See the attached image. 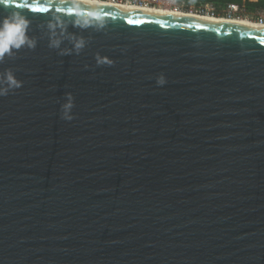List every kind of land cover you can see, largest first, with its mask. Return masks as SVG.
<instances>
[{"label":"water","instance_id":"obj_1","mask_svg":"<svg viewBox=\"0 0 264 264\" xmlns=\"http://www.w3.org/2000/svg\"><path fill=\"white\" fill-rule=\"evenodd\" d=\"M98 6L60 55L55 0L0 5L37 39L0 63V264H264V28Z\"/></svg>","mask_w":264,"mask_h":264},{"label":"clouds","instance_id":"obj_2","mask_svg":"<svg viewBox=\"0 0 264 264\" xmlns=\"http://www.w3.org/2000/svg\"><path fill=\"white\" fill-rule=\"evenodd\" d=\"M9 0H0V5L7 6ZM107 23L104 10L88 0H55V9L44 28L47 31L48 47L59 49L60 55L79 54L85 47L86 42L83 36L68 30L69 25L79 29L94 28L103 29ZM31 21L26 15L17 10H11L4 15H0V63H3L5 57H11L14 52L21 48L34 49L37 39L29 35ZM64 40L69 41L71 48H61ZM98 64H111L108 58L97 56ZM87 68V65H85ZM157 83L163 85L166 83L163 75L158 77ZM22 87L15 74L6 69L0 73V96H6L14 89ZM74 107V98L71 93L64 94V101L61 103V117L64 120H72V109Z\"/></svg>","mask_w":264,"mask_h":264},{"label":"bare ground","instance_id":"obj_3","mask_svg":"<svg viewBox=\"0 0 264 264\" xmlns=\"http://www.w3.org/2000/svg\"><path fill=\"white\" fill-rule=\"evenodd\" d=\"M89 3H94L96 5L109 6V7H118V8H126V9H134V10H142L160 14L174 15V16H182L187 18H198L209 21L244 25V26H252V27H261L264 28V22H260L255 19H250L248 17H226L220 15H209V14H200L193 10H179L174 9L173 7H153L150 5H143L135 2H127V1H114V0H88Z\"/></svg>","mask_w":264,"mask_h":264},{"label":"trees","instance_id":"obj_4","mask_svg":"<svg viewBox=\"0 0 264 264\" xmlns=\"http://www.w3.org/2000/svg\"><path fill=\"white\" fill-rule=\"evenodd\" d=\"M178 4L183 5L185 8L194 6L195 10L202 8L206 3H210L214 6L215 13L220 16H224L229 4L236 6V10L239 11L245 17L250 19H256L260 16V13H264V0H175ZM132 2V1H131ZM234 16V17H244ZM232 17V16H226Z\"/></svg>","mask_w":264,"mask_h":264},{"label":"built area","instance_id":"obj_5","mask_svg":"<svg viewBox=\"0 0 264 264\" xmlns=\"http://www.w3.org/2000/svg\"><path fill=\"white\" fill-rule=\"evenodd\" d=\"M134 2H137L139 4H143V5H150V6H159L161 5L163 2L167 1V0H132ZM173 2H175V5L173 4ZM173 2H171V6L174 9H179V10H193L195 12H198L200 14H209V15H217L215 13V9L214 6L210 3H206L202 6V8L195 10L192 7H188L187 9L184 8L183 5L178 4L175 0H173ZM237 10H236V6L233 4H229L227 7V11L226 14H224V16H244V15H239L236 14ZM255 20H258L260 22H264V13H260V16L258 18H256Z\"/></svg>","mask_w":264,"mask_h":264},{"label":"rangeland","instance_id":"obj_6","mask_svg":"<svg viewBox=\"0 0 264 264\" xmlns=\"http://www.w3.org/2000/svg\"><path fill=\"white\" fill-rule=\"evenodd\" d=\"M114 1H127V2H131L132 0H114ZM134 2V1H132ZM171 2H173V0H167L165 2H163L161 5L159 6H155V7H167V8H171ZM136 3V2H135ZM173 4L175 5V2H173ZM154 7V6H153ZM190 7H194V6H190ZM185 8V7H184ZM187 9V8H186ZM236 14L242 15L239 11L236 12ZM245 17V16H244ZM250 18V17H249Z\"/></svg>","mask_w":264,"mask_h":264},{"label":"snow or ice","instance_id":"obj_7","mask_svg":"<svg viewBox=\"0 0 264 264\" xmlns=\"http://www.w3.org/2000/svg\"><path fill=\"white\" fill-rule=\"evenodd\" d=\"M40 11H43V12H47V9H40ZM129 23H138V22H133V21H129ZM261 43H264V40H261Z\"/></svg>","mask_w":264,"mask_h":264}]
</instances>
